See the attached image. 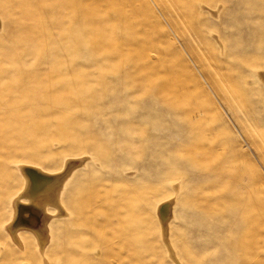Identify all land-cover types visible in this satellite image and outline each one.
Segmentation results:
<instances>
[{
  "label": "rangeland",
  "instance_id": "rangeland-1",
  "mask_svg": "<svg viewBox=\"0 0 264 264\" xmlns=\"http://www.w3.org/2000/svg\"><path fill=\"white\" fill-rule=\"evenodd\" d=\"M0 264H264V0H0Z\"/></svg>",
  "mask_w": 264,
  "mask_h": 264
},
{
  "label": "bare ground",
  "instance_id": "bare-ground-1",
  "mask_svg": "<svg viewBox=\"0 0 264 264\" xmlns=\"http://www.w3.org/2000/svg\"><path fill=\"white\" fill-rule=\"evenodd\" d=\"M73 164V163H72ZM67 167V166H66ZM65 170V169H64ZM71 170V169H70ZM29 172H31V173H27V174H29V176H28V180L27 181H25L24 180V185H25V189H26V192L23 194L24 196H26L27 198H30L31 200H34V199H39V198H37V197H39V193H41V194H49V191L52 189V184H51V181L50 182H44L43 180H41V175L39 176V174H37V176H35V175H33V173H32V169H30L29 170ZM61 173H63V172H61ZM35 174H36V172H35ZM60 174V173H59ZM58 174V175H59ZM21 175H22V173H21ZM65 175V174H64ZM63 176V175H62ZM61 176V177H62ZM22 177H23V175H22ZM43 177V176H42ZM45 177V176H44ZM58 177V176H57ZM57 177H52L53 178V182H55L56 180H57ZM64 177V176H63ZM24 178V177H23ZM51 178V179H52ZM59 179V178H58ZM45 180H47L46 179V177H45ZM50 180V179H49ZM54 185V184H53ZM56 187V186H55ZM22 195V196H23ZM43 196V195H42ZM45 198V197H44ZM55 198V197H54ZM25 201V200H24ZM34 202V201H33ZM32 203V202H31ZM51 204V203H50ZM17 205H20L19 203L17 204ZM34 205V204H33ZM18 207V206H17ZM30 207V206H29ZM31 208H33V207H31ZM18 209L20 210V208L18 207ZM22 210V209H21ZM28 210V209H27ZM29 211H30V209H29ZM36 211V210H35ZM24 212V211H23ZM33 214H34V212H33ZM35 214H37V213H35ZM20 216H23V215H20ZM22 218V217H21ZM20 217H19V212H18V218H17V226H19V225H21V226H24V224H25V222H23L22 221V219H21ZM23 219H24V216H23ZM33 217L31 216L30 217V219L29 220H26L27 221V224L28 223H33ZM40 221V220H39ZM26 227H28V226H26ZM31 228V227H30ZM40 229H41V226H40ZM20 231V230H19ZM43 231V230H42ZM30 232V231H29ZM38 232V231H37ZM31 233H32V231H31ZM39 233V232H38ZM40 235H42V234H40ZM35 236V235H34ZM36 237V236H35ZM37 239V238H36Z\"/></svg>",
  "mask_w": 264,
  "mask_h": 264
}]
</instances>
